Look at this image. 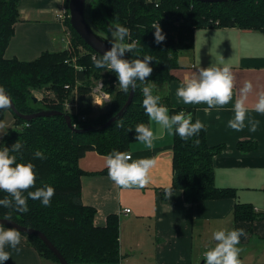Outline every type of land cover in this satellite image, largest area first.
Wrapping results in <instances>:
<instances>
[{
    "label": "trees",
    "instance_id": "1",
    "mask_svg": "<svg viewBox=\"0 0 264 264\" xmlns=\"http://www.w3.org/2000/svg\"><path fill=\"white\" fill-rule=\"evenodd\" d=\"M20 0H0V87L11 95L19 112L33 113L43 109L65 111L63 104H51L50 99H33L35 90L51 87L63 100L72 95L70 88L78 85V99L81 113L86 120L78 122V127L107 122L125 104L129 92L118 91L113 81L118 80L114 72L97 69L92 56L97 53L74 30L70 18L66 25L73 33V41L82 43L86 51L78 54L76 69L70 49L46 50L33 60L7 58L5 51L15 33V24L20 19ZM69 0L66 1L68 6ZM69 8V7H68ZM93 24L107 32L111 25L121 24L129 29L126 42L137 43L136 55L125 53V58L152 56V74L146 83L161 84L174 79L173 69L178 67L181 51L193 46L196 27L239 26L242 28L264 29V0H238L227 2H201L198 0H93L90 5ZM159 23L165 40L156 44L154 24ZM70 53V54H68ZM67 59H70L66 61ZM107 71V73H105ZM105 73V74H104ZM105 88L113 95L99 113L94 112L91 89L93 80L102 78ZM97 81V80H96ZM110 84V85H109ZM70 85L69 89L65 86ZM143 85L137 81L135 95L128 110L122 117L102 130L77 133L67 124L65 116H42L25 120L12 108L0 110V120L10 111L15 120L0 141V149L18 140L24 145L16 155L18 163L31 162L35 166L36 187L44 184L55 189L50 207H44L39 200H28L29 211L19 213L0 206V217L11 212V219L43 231L70 264H120V220L117 214L107 217L106 225L95 223L97 210L82 201L81 176L85 171L79 159L89 150H97L108 155L113 150L128 151L135 141V127L139 123L150 124L143 108ZM184 111L192 114L189 108H171V114ZM77 117L72 114V120ZM116 122L122 127H116ZM131 129L132 131H129ZM199 139V145L193 141ZM238 147L250 151L257 147L252 141H239ZM224 144L210 146L207 142V129L188 141L174 135L173 143V187L183 190L185 200L195 203L201 199L236 197L237 189L219 187L215 184L214 156L221 152ZM42 151L46 159L34 157ZM31 190H35L34 188ZM7 194L0 192V199ZM26 195V193H25ZM258 212L255 206L237 202L234 220H254ZM27 237L30 245L46 259L59 263L58 258L41 238L20 232ZM264 264V263H255Z\"/></svg>",
    "mask_w": 264,
    "mask_h": 264
},
{
    "label": "crops",
    "instance_id": "2",
    "mask_svg": "<svg viewBox=\"0 0 264 264\" xmlns=\"http://www.w3.org/2000/svg\"><path fill=\"white\" fill-rule=\"evenodd\" d=\"M66 1L20 0V19L5 56L33 60L46 50L63 49V24L57 19V13ZM178 63L172 71L173 80L152 84L153 95L161 96V103L168 107L170 115L171 108L192 109L195 120L200 119L207 129L208 144H224L223 150L213 158L215 184L236 188L237 196L187 202L183 190L173 187L174 134L160 130L155 123L150 124L157 136L154 147L147 150L135 140L127 151L133 159L147 157L155 161L151 181L144 188L115 186L108 178L107 155L95 149L87 151L79 159L85 171L81 176L82 201L96 208L95 223L99 226L106 225L110 214L119 216L120 264H201L203 252L215 245L212 233L219 229L247 231L238 245L243 249L240 260L249 252L259 254L264 249V115L252 111L258 94L264 91V29L196 27L193 46L180 52ZM225 64L231 66L236 85L233 101L225 109L219 112L212 109L210 114H205L206 104L185 105L176 97L185 76L199 67ZM247 81L253 85L244 100L249 109L247 116L259 120L260 124L256 132H250L248 127L237 132L228 128L227 122L234 115L231 108ZM241 140L255 142L257 147L243 151L238 147ZM166 187L172 189L170 199L165 198ZM237 202L257 207L256 219L235 221ZM125 208L131 211L124 212ZM21 237L22 250L17 253L6 249L12 257L4 264H57L43 258L22 233Z\"/></svg>",
    "mask_w": 264,
    "mask_h": 264
},
{
    "label": "clouds",
    "instance_id": "3",
    "mask_svg": "<svg viewBox=\"0 0 264 264\" xmlns=\"http://www.w3.org/2000/svg\"><path fill=\"white\" fill-rule=\"evenodd\" d=\"M152 27L155 29V43H162L166 37L159 23ZM93 33L100 40L109 41L111 44L110 49L99 57L92 56L94 66L97 69L114 72L118 78L119 88L123 92H128L130 88L135 89L137 81L143 85L142 103L150 124L155 123L160 130H167L171 134L178 135L184 141L198 136L201 130H205V125L200 119H196L193 123L190 112L180 111L170 115L168 107L161 103V96L153 95L154 85L146 81L153 72L150 62L154 58L152 56L125 58V53L130 52L132 56H135L137 50L135 41L126 42V37L129 35L127 27L116 23L111 25L107 32L94 28ZM235 86V75L230 65L199 67L197 71L185 76L181 81L176 90V97L185 105L206 104L207 107L203 108V111L205 114H210L212 109L219 112L232 103ZM252 88V82L247 81L240 89V98L235 100L231 108L234 115L227 122L228 128L237 132L243 131L245 127H248L250 132L257 131L260 121L248 118L249 109L244 104ZM10 108H12V99L5 89L0 87V110ZM252 111L264 115V91L258 94ZM150 124L139 123L135 127V140L143 144L147 150L154 147V141L157 139ZM115 126L123 125L116 122ZM7 127V121L0 120V132ZM129 131L132 130L129 129ZM193 143L198 146L200 141L196 139ZM23 147L24 145L18 140L12 145L11 150L6 146L0 149V192L7 194L0 199V206L19 213L29 211V199L39 200L44 207H50L55 194V189L50 185L36 187L37 176L34 164L17 162L16 155L12 153L20 152ZM34 157L46 159L44 153L39 150L34 153ZM105 166L108 169V178L115 186L125 189L144 188L151 181L150 172L155 166V161L147 157L133 159L126 151L113 150L107 155ZM33 188L35 190H31ZM164 191L166 199L173 196L170 187H166ZM5 218L10 220L11 212ZM242 236H247L244 228L215 230L211 236L215 242L214 247L203 252L204 264H242L240 254L243 249L238 246ZM21 242L19 230L14 227H4L0 223V264H4L12 257V253L6 249L10 248L17 253L22 250L19 247Z\"/></svg>",
    "mask_w": 264,
    "mask_h": 264
},
{
    "label": "water",
    "instance_id": "4",
    "mask_svg": "<svg viewBox=\"0 0 264 264\" xmlns=\"http://www.w3.org/2000/svg\"><path fill=\"white\" fill-rule=\"evenodd\" d=\"M92 1L93 0H69L68 7L70 12V22L74 30L82 37V39H84V41L88 45H90L97 53L102 55L106 50L110 49L111 44L109 43V41L100 40L93 33L94 28L96 29L99 28H97L91 20L89 9ZM198 1L214 3V2H227L229 0H198ZM232 1H238V0H232ZM5 91L11 97L8 91L7 90ZM134 95H135V89L130 88L129 96L125 104L107 122L97 125L85 126V127L74 126L72 122V116L58 109H43L33 113L19 112L14 104L12 97L11 99H12V110L16 114H18L21 118H24L25 120H32L36 117H42V116H54V115L62 114L65 116L68 126L73 131L77 133H86L94 130H102L108 127L113 121L122 117L124 113L128 110L130 104L132 103ZM32 97L35 101H37L38 98L35 95H33ZM0 223H2V226L14 227L20 232L38 236L52 250V252L58 258L60 264H70L43 231L33 227L25 226L14 219H10V220L6 219L5 217H0Z\"/></svg>",
    "mask_w": 264,
    "mask_h": 264
},
{
    "label": "built area",
    "instance_id": "5",
    "mask_svg": "<svg viewBox=\"0 0 264 264\" xmlns=\"http://www.w3.org/2000/svg\"><path fill=\"white\" fill-rule=\"evenodd\" d=\"M68 18H70L69 8H68L67 4H64L62 6V8L60 9V11L57 13V19L60 22H62V24H63V34H64L63 35V42L65 43L64 48L70 49L71 51L75 52L76 48H74L73 33L71 32V30L66 25V21ZM94 55H96V54H94ZM71 58H72V60L67 59L66 61H68V60L72 61L74 63V66L76 69H81L82 66L78 65V63H77V59H78L77 53L73 54V56ZM80 83H81L80 81L78 83H76L75 88H72V87L70 88V85H66L65 88L66 89L70 88V90H72L73 94H72L71 99L66 98L62 101V104H63L65 111L70 113L71 116L73 114L74 116L77 117L76 122H74L72 120L73 125L76 127H78V122L84 121L87 118V116L85 114L81 113V111H80V102L78 99V85ZM90 93H91L92 98H93L94 106H102L106 102H109L112 99L110 92L105 88V83H104L103 79H99V80L95 81V83L92 86ZM34 94L37 98H40L37 95V93L34 92ZM255 210L258 211V208L255 207ZM123 211L124 212H130L131 209L125 208ZM201 264H204V261H202Z\"/></svg>",
    "mask_w": 264,
    "mask_h": 264
},
{
    "label": "rangeland",
    "instance_id": "6",
    "mask_svg": "<svg viewBox=\"0 0 264 264\" xmlns=\"http://www.w3.org/2000/svg\"><path fill=\"white\" fill-rule=\"evenodd\" d=\"M64 47H65V43H64ZM74 48H76V51H72L73 54L75 53H78V54H83V52L86 51V48H84L83 44L82 43H79L78 41L75 42L74 40ZM70 54V53H68ZM107 73V71L105 72ZM104 73V74H105ZM99 79H105V76H103L102 78H98V79H95L93 80L94 82L96 80H99ZM79 81L77 80L76 83H78ZM75 83V84H76ZM113 84L114 86H116V89L119 91L120 88H119V85H118V80H114L113 81ZM110 85V84H109ZM72 88H75V85L72 86ZM35 93H37V95L41 98V99H44V100H47L48 98L50 99L51 101V104H62V101L66 98L68 99H71L72 95L69 96V97H65L63 100L57 95V93L55 91H53V89L51 87H46L44 89H40L39 91L38 90H35L34 91ZM72 92V90H71ZM110 92V91H109ZM73 94V92H72ZM111 96L113 97L112 93L110 92ZM74 99V98H73ZM73 101V100H72ZM110 102V101H109ZM109 102H106L104 105L102 106H94V112L96 113H99L102 111V107H104L105 105H107V103ZM4 120L7 121L8 123V127L5 128L3 130V132H0V139L1 137L4 136V134L6 133V131H8V129L10 127H12L14 125V118H13V115L10 111H7L6 112V116L4 118ZM243 261L242 263H246V264H255V263H264V249H263V252L257 254L256 252H249L247 255H245L242 260Z\"/></svg>",
    "mask_w": 264,
    "mask_h": 264
}]
</instances>
